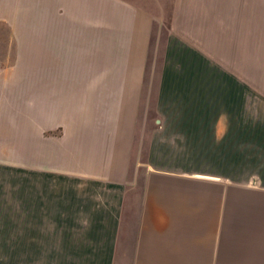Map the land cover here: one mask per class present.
<instances>
[{
  "label": "crops",
  "instance_id": "0c3cea01",
  "mask_svg": "<svg viewBox=\"0 0 264 264\" xmlns=\"http://www.w3.org/2000/svg\"><path fill=\"white\" fill-rule=\"evenodd\" d=\"M65 1L78 2L0 0L17 51L16 65L0 69V127L34 132L31 148L41 132L65 131L60 154L36 167L65 180L51 201L65 215L36 225L31 217L30 231L14 237L15 264H264V175L246 178L242 113L246 12L261 0H171L160 99L189 118L158 127L146 155L135 100L154 16L112 0L132 9L131 26L103 28L102 0H88L99 14L93 27L38 26V13H60Z\"/></svg>",
  "mask_w": 264,
  "mask_h": 264
},
{
  "label": "rangeland",
  "instance_id": "374dc122",
  "mask_svg": "<svg viewBox=\"0 0 264 264\" xmlns=\"http://www.w3.org/2000/svg\"><path fill=\"white\" fill-rule=\"evenodd\" d=\"M77 1L76 3L65 1L63 5L58 3L60 8H63L60 13L54 10L51 15L50 13L46 15L38 13L37 16H41L38 18V26L93 27L95 19L96 24L99 20L98 11L94 9L95 4L88 0ZM124 1L132 5L131 8L135 12L145 9L151 16H154L149 27V45L142 73V83L138 99L135 100L136 140H143L141 154L146 155L147 142L152 140V135L158 127H174L175 119L185 120L189 117L184 115L175 117L174 101L160 99L162 63L165 58L171 0ZM56 6L57 3H53L52 7L56 8ZM252 8L255 9V14H251V17L246 12V90L244 109H242L244 127H246V178L253 176L254 172L264 175V0L252 5ZM133 11L125 5L120 6L113 3L112 0H102L101 26L103 28L131 26ZM16 62V46L9 35L7 24L0 22V69L9 70L16 65ZM54 64L56 63L54 62ZM36 70L33 69V71ZM53 71L58 75H65L66 70L63 65L57 63L56 67H53ZM69 71L71 70L69 69ZM61 86L63 87V85ZM48 101L54 106L60 102L58 99H49ZM28 102L22 99L14 101L16 105L18 104L17 106L21 107H25ZM182 102L189 103V101ZM63 103L65 104V100ZM160 111L165 116L161 115ZM162 122L165 124L164 126L161 125ZM21 128L0 127V264H15L14 237L16 233L20 237L25 235L26 230L30 231V228H24V224H30L31 217H33L31 221L36 225L37 221L51 222L60 220L65 215V206H53L51 203L52 191L54 189L59 191L65 180L55 175L43 176L38 172L40 169L36 168L42 161L40 156L60 154L62 146L59 141H65L63 127L45 130L41 132V136L38 133L40 137L38 145L32 148L29 147L27 140L31 139L34 132ZM168 132L165 133V136L172 135L171 131ZM169 138L173 137L169 136ZM22 139L25 140L22 141ZM31 155H37L39 162L30 163ZM21 161L25 163L22 164ZM51 161L49 166L60 167L58 158H53ZM39 189H41V193ZM39 195L44 200L41 205H37L36 202ZM31 197L35 198L34 201H31ZM31 202H34L32 214L30 212ZM37 209H41L42 213L38 214ZM15 223L18 225V229L15 228ZM38 230L35 226L34 234H44L45 232V228H41L39 233ZM18 264H20L19 260Z\"/></svg>",
  "mask_w": 264,
  "mask_h": 264
}]
</instances>
